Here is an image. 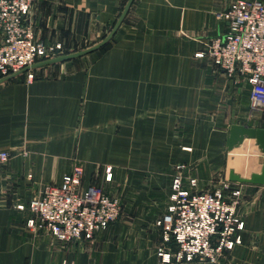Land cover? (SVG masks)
<instances>
[{"label": "crops", "instance_id": "1", "mask_svg": "<svg viewBox=\"0 0 264 264\" xmlns=\"http://www.w3.org/2000/svg\"><path fill=\"white\" fill-rule=\"evenodd\" d=\"M232 1L133 0L100 48L37 66L31 81L24 71L0 83V151L9 154L0 163V264H209L162 262L156 221L177 174L200 191L219 187L230 170H261L254 139L230 151L225 140L231 124L264 128V109H250L243 75L228 77L207 55L227 32ZM126 2L36 0L28 21L37 42L97 44ZM76 164L83 185L101 187L122 208L94 238L62 243L27 225L26 203ZM230 183L245 229L219 264H264V185Z\"/></svg>", "mask_w": 264, "mask_h": 264}, {"label": "built area", "instance_id": "2", "mask_svg": "<svg viewBox=\"0 0 264 264\" xmlns=\"http://www.w3.org/2000/svg\"><path fill=\"white\" fill-rule=\"evenodd\" d=\"M35 1L0 0V78L62 55L60 43L35 40L28 21ZM224 18L227 32L222 40L210 43L207 55L228 77L243 75L250 84V109L263 110L264 1L233 0ZM25 74L26 81L35 77L33 69ZM8 158V152L0 151V163ZM83 176L82 165L76 164L61 184H46L30 197L26 207L32 217L27 225L47 230L56 241L67 243L90 240L115 222L122 208L119 198L109 196L99 186L83 185ZM190 182L195 184L194 180ZM171 190V202L156 221L162 232L157 248L162 262L219 264L225 251L242 243L245 225L237 214L240 190L229 180H223L219 187L196 191L184 188L177 174ZM16 207L24 209L25 205Z\"/></svg>", "mask_w": 264, "mask_h": 264}, {"label": "water", "instance_id": "3", "mask_svg": "<svg viewBox=\"0 0 264 264\" xmlns=\"http://www.w3.org/2000/svg\"><path fill=\"white\" fill-rule=\"evenodd\" d=\"M133 0H127L123 10L121 11L119 17L117 18L116 22L114 23L111 30L108 34L104 37L102 41L97 44H94L90 47H87L82 50L62 54L53 58H49L46 60H42L39 62H35L29 67H25L20 72L10 74L5 77L0 78V83L14 77L15 75L24 72L28 69H33L40 65L51 64L55 62H62L66 60H70L76 57L83 56L87 53H90L101 46H103L116 32L117 28L119 27L120 23L122 22L127 10L129 9L130 5L132 4ZM244 138L254 139L256 145L259 147L261 152L264 154V128H257L252 127L248 124H231L228 130V134L225 140V148L226 150L230 151L234 147H238L244 140ZM228 179L234 182L240 183H252V184H261L264 185V157L261 160V170L258 173H252L249 177H241L238 174L234 173L232 170L228 172Z\"/></svg>", "mask_w": 264, "mask_h": 264}, {"label": "rangeland", "instance_id": "4", "mask_svg": "<svg viewBox=\"0 0 264 264\" xmlns=\"http://www.w3.org/2000/svg\"><path fill=\"white\" fill-rule=\"evenodd\" d=\"M92 45H94V44H92L88 40H81L80 42H72L70 44V46H66V45L62 44L61 54H66V53L82 50V49H85V48L90 47Z\"/></svg>", "mask_w": 264, "mask_h": 264}]
</instances>
